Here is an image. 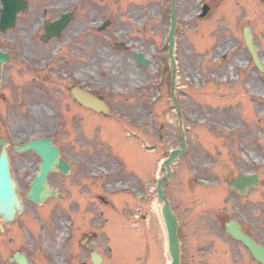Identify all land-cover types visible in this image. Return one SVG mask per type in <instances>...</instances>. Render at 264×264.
<instances>
[{"label": "rangeland", "instance_id": "obj_1", "mask_svg": "<svg viewBox=\"0 0 264 264\" xmlns=\"http://www.w3.org/2000/svg\"><path fill=\"white\" fill-rule=\"evenodd\" d=\"M76 1L81 7L78 17L84 19L77 25L76 35L55 41L48 47L34 43L32 54H25L22 47L24 42L19 41L21 49L14 51V61L6 68L15 73L9 95L11 102L36 98L38 91L40 96L41 92L45 94L50 91L52 99L61 100L67 97L64 90L66 85L86 84L93 92L110 99L113 106L119 102L114 115L119 114L120 119L121 115L125 117L122 121L126 135L139 127L142 145L158 143L157 129L163 126V136L166 138L161 143L162 149L170 151L179 147L181 137L170 101V72L166 84L154 86L158 75H155V70L163 65L168 53V0ZM87 2L88 15L82 9V3ZM177 2L179 26L176 56L179 73L176 93L184 111L188 151L173 166L174 173L166 189L180 220V234L190 264H239L237 258L233 262V252L237 249L235 244L213 230V214L202 206L206 199L204 196L211 195L217 178L220 180L223 177L221 174L228 157H238L240 163L236 167L237 172L256 169L264 176V73L249 64L251 56L243 41L244 28L250 26L255 45L264 61V4L260 0ZM203 5H208L210 11L205 19H198ZM102 19H109L112 26L99 34L95 27ZM117 43L127 44L129 50L116 49ZM57 48L60 52L54 54ZM131 50L148 56L151 66L140 68ZM224 55L227 57L223 58ZM41 69L49 70L43 72ZM130 76L133 78L130 79ZM25 86L31 90L27 92ZM159 93L162 94L160 102L151 108L150 99ZM124 106L128 108L125 112L122 111ZM150 109L156 114L155 123H151ZM49 116L53 115L50 113ZM91 135L88 133V146L95 145ZM117 137L123 140L122 134H115L112 139ZM141 144L140 157L143 165H147L145 171L149 174L141 172V189L136 193L130 218L134 214L135 219H140L142 248L145 249L147 241L153 245L151 263L155 256L160 255L156 264H167L165 256L161 258L166 239L160 217L161 204L155 190L156 180L160 176L157 167L163 156L143 152ZM143 165L141 170L144 169ZM96 172L107 175L104 170L94 169L93 173ZM117 182L104 179L98 182L99 189L108 193L111 189L133 187L132 181L130 184ZM223 182L222 179L224 186ZM143 195L147 197L144 206ZM227 196H230L229 192L220 195L224 204ZM134 207L138 209L136 214L135 211L133 213ZM129 214V211H125L120 216L122 221L119 224L115 222L117 232L126 241L127 232L133 236L134 231L126 222ZM114 221H118V218L114 217ZM203 222L205 225H202ZM220 241L224 243L219 245ZM29 242L32 247L35 246ZM50 242V246H55L52 240ZM108 244L112 246L111 239ZM104 250L110 257L109 251Z\"/></svg>", "mask_w": 264, "mask_h": 264}, {"label": "flooded vegetation", "instance_id": "obj_2", "mask_svg": "<svg viewBox=\"0 0 264 264\" xmlns=\"http://www.w3.org/2000/svg\"><path fill=\"white\" fill-rule=\"evenodd\" d=\"M25 1L27 8L16 15L15 26L6 30L0 28V50L8 53L11 58L10 63L4 65L0 85V153L4 150L7 152L12 175L19 186L20 196L25 201L23 213L13 221L6 222L0 218V264H17L13 260L15 256L26 258L30 264H92L89 254L92 250H97L102 255L103 264H109L108 260L114 264L134 260L139 262L140 219H135L134 214L130 218L135 193L133 195L126 188H121L111 189L105 194L99 189L98 182L109 179L118 181V184L123 181L130 184L132 181L133 192L139 191L135 187L140 186V129L138 127L133 132L135 141L112 139L114 132H123L125 129L122 121L125 117L121 116L120 119L119 114L114 115L115 106L118 109L120 104L118 102L113 106L110 99L94 92L106 102L110 113H97L82 106L72 97L71 89L79 86L88 90L86 84L66 85L64 90L67 97L61 100L52 99L50 91L45 94L41 92V96L38 91L36 98H22L20 102L17 99L12 104L9 95L15 73L6 67L13 62L14 51L21 49L19 41L24 42V53L32 54L34 43L42 42L48 26L61 20L67 21L59 36L49 38L44 43L45 47L76 35L77 25L84 21L78 17L81 7L76 0ZM82 5L83 11L88 15V2ZM3 8L4 4L0 1V19ZM25 90L28 92L31 89L25 86ZM48 108L50 112L46 111ZM125 109L128 108L124 106L122 110ZM50 113L53 116H49ZM47 130L50 131L46 132ZM88 133H92L91 141L95 145L88 146ZM46 138L52 140L53 146L58 149V155L45 178L52 193L43 204L36 205L26 199V194L44 163L43 157L32 149L21 151L19 145ZM165 138L161 136L160 143ZM104 139H108V142ZM122 142L125 145L120 146ZM150 147V152L155 156L166 152L156 143ZM231 158L228 157L226 168H223L221 174L223 177L220 180L217 178L211 195L204 196L206 199L203 200L202 207L213 214V230L235 244L237 249L233 252V262L237 258L239 264H262L255 260L241 242L226 234V224L238 222L247 236L264 247V185L248 190L243 196L234 191L231 187L233 181L240 174L249 172H237L236 167L240 161L235 156ZM62 162L63 166H67V172L62 169ZM94 169L104 170L107 175L96 180L97 175L104 174L93 173ZM92 176L95 177L92 179ZM225 192H229L230 196L225 197L224 204L220 195ZM125 194L128 201H133L131 206L125 205ZM125 211L130 213L126 222L134 230L133 236H129L130 232H127V241L115 228V222L119 224L122 221L120 216ZM134 211L135 209L133 213ZM114 217L118 221H114ZM110 239L112 246L108 244ZM29 240L35 246L32 247ZM50 240L55 246H50ZM223 243L220 241L219 245ZM104 248L109 251L110 257ZM182 250V264H190L185 248ZM146 258H151L150 249L144 260Z\"/></svg>", "mask_w": 264, "mask_h": 264}, {"label": "water", "instance_id": "obj_3", "mask_svg": "<svg viewBox=\"0 0 264 264\" xmlns=\"http://www.w3.org/2000/svg\"><path fill=\"white\" fill-rule=\"evenodd\" d=\"M5 1L6 0H2ZM14 3V8L16 11L20 10L21 7L19 6L20 0H12ZM172 1V15H171V30H170V48H169V55L168 60L170 63V67L172 69L173 73V89L176 79V61L174 58V49H175V33H176V27H177V17H176V6H175V0ZM264 3V0H261ZM207 10V9H206ZM3 22L4 18H3ZM244 39L247 45V48L249 49L254 62L256 66L263 70L262 65L259 62L258 55L253 47V40L252 36L250 35V29H245V35ZM134 56L136 60L142 65L143 67H146L148 65V60H146L142 54L134 53ZM9 60V56L0 52V79H1V69L2 65ZM73 95L75 98L80 101L85 106L92 107L96 111H100L103 109L102 102L98 101L95 97L80 92L78 89L73 90ZM177 111L179 113V107L178 104L175 102ZM36 148L38 150H41L43 147L46 148V150L49 149V142L48 141H36L32 144H29L25 146V148ZM186 151V144L185 139L183 136V144H182V150H176L173 151L169 157V159L166 161L165 166L168 168V173L165 175V177L158 182V197L161 202H164V206L162 208V216L166 225V229L168 232V241H169V255L172 259L171 264H180V243L178 239V222L177 218L174 215L169 201L166 199L163 191V186L166 180H168L171 176V164L184 152ZM47 170H45L44 175L46 174ZM242 180H245L242 178ZM254 181V180H253ZM238 183V182H237ZM46 193V187L43 180H38L32 185L31 192L28 193V198L33 200L36 203H41L43 194ZM22 210V204L20 201V198L18 196V189L16 182L12 179L9 162L6 153H3L0 157V215L4 217L5 219H13L14 216L18 211ZM227 231L235 238L242 240L248 248L253 252L254 256L264 262V251H262L260 248L256 247L252 242H250L249 238H247L243 233L239 232V230L234 225H228Z\"/></svg>", "mask_w": 264, "mask_h": 264}, {"label": "bare ground", "instance_id": "obj_4", "mask_svg": "<svg viewBox=\"0 0 264 264\" xmlns=\"http://www.w3.org/2000/svg\"><path fill=\"white\" fill-rule=\"evenodd\" d=\"M229 45H230V44H229ZM131 78H133V77L130 76V79H131ZM129 82H130V81H129Z\"/></svg>", "mask_w": 264, "mask_h": 264}]
</instances>
